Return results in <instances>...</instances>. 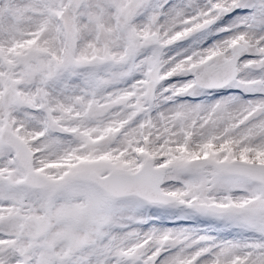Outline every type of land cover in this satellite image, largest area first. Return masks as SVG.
<instances>
[{"label":"snow or ice","instance_id":"snow-or-ice-1","mask_svg":"<svg viewBox=\"0 0 264 264\" xmlns=\"http://www.w3.org/2000/svg\"><path fill=\"white\" fill-rule=\"evenodd\" d=\"M0 264H264V0H0Z\"/></svg>","mask_w":264,"mask_h":264}]
</instances>
